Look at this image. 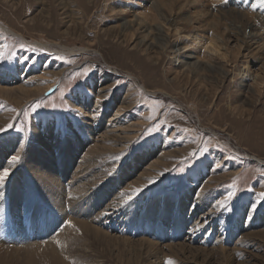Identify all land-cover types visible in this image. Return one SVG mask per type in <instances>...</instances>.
Segmentation results:
<instances>
[{"label": "rangeland", "instance_id": "374dc122", "mask_svg": "<svg viewBox=\"0 0 264 264\" xmlns=\"http://www.w3.org/2000/svg\"><path fill=\"white\" fill-rule=\"evenodd\" d=\"M175 1L0 0V264H264V7Z\"/></svg>", "mask_w": 264, "mask_h": 264}, {"label": "snow or ice", "instance_id": "6c2138e0", "mask_svg": "<svg viewBox=\"0 0 264 264\" xmlns=\"http://www.w3.org/2000/svg\"><path fill=\"white\" fill-rule=\"evenodd\" d=\"M215 7V5H214ZM253 7H256L255 4H253ZM261 7H264V0H261ZM4 56H3V52H0V59H3ZM58 59H63V57H57ZM41 105L39 103H36L32 106L33 108V111H35L36 109H38ZM13 111H15V109H13ZM14 124L12 123H8L6 126L4 127H0V134H3V133H7L9 132L10 130H12L14 128ZM157 131L156 128H149L148 129V132L151 133V132H155ZM184 131H188L187 129H184ZM20 144V146L22 147L23 146V142L22 141H19L18 142ZM203 151H207V149H203ZM117 159H119V157H117ZM21 160V155L19 154V152H17V154L15 155H11L10 157V160L8 161L10 164L12 165H15L17 164L19 161ZM0 186H3L6 182V180L10 177L13 169L10 168V167H3V166H0ZM175 169H165L164 172H168V171H174ZM109 175H111V173H109ZM161 175H163V173H161ZM155 182V179H149L148 181V185H141L140 187H136V188H133L131 190V194L127 195V198L126 200H124L122 202L123 205H128L130 202H132L135 198H137L142 192L143 190L148 187L149 185H152L153 183ZM231 187V186H230ZM197 196H200L201 194L200 193H197L196 194ZM235 193L232 192V191H229L228 194L226 196L223 197V199L221 200H217L216 201V205L218 206V208L220 210H224L226 208H228L229 206V202L233 199ZM260 197H261V200L264 201V193H260L259 194ZM69 225L71 224L70 221L67 222ZM166 264H172V261L171 260H168L166 262Z\"/></svg>", "mask_w": 264, "mask_h": 264}, {"label": "bare ground", "instance_id": "6f19581e", "mask_svg": "<svg viewBox=\"0 0 264 264\" xmlns=\"http://www.w3.org/2000/svg\"><path fill=\"white\" fill-rule=\"evenodd\" d=\"M160 1V2H159ZM164 1H162V0H157V2H155L156 4H155V6H154V11H156L155 13H156V16H157V18L158 19H164L165 18V20H167V21H169V22H171V23H173V22H175V19H176V14H177V12H178V9H180V6L181 5H179V4H177L176 3V1L175 0H170V1H167L166 3H163ZM195 2V1H194ZM159 3H161V5L159 4ZM186 4H184V6H185ZM183 6V5H182ZM213 17H212V19L215 17V15H214V13H213V15H212ZM218 16V15H217ZM218 18V17H217ZM221 19V18H220ZM136 20H138L137 18H136ZM219 20V19H218ZM139 21H141V20H139ZM129 22H131V21H129ZM218 22V21H217ZM137 23V22H136ZM139 23H142V22H139ZM138 23V25H140ZM219 23V22H218ZM217 23V24H218ZM126 24V23H125ZM137 25V24H136ZM211 27H213V25H215V23L213 24L212 22H211ZM216 26V25H215ZM214 26V27H215ZM145 29V30H144ZM143 29V31H147L146 30V28H144ZM233 29V28H232ZM235 30H237L236 28H235ZM149 33V32H148ZM146 34V33H145ZM145 36V35H144ZM143 36V37H144ZM256 37V36H255ZM217 38H219L218 37V35H217ZM254 38V37H253ZM252 38V39H253ZM257 38V37H256ZM255 38V39H256ZM251 39V38H250ZM144 40V39H143ZM218 40V39H217ZM141 41H142V39H141ZM253 41H254V39H253ZM255 42H256V40H255ZM206 47V49H209V50H211V51H213V52H218V43H217V41L215 40V39H211L209 42H208V44L205 46ZM176 62L178 61V59H176L175 60ZM245 66V68L247 67V64L246 65H244ZM199 67V66H198ZM198 67H196V68H198ZM245 68H244V70H245ZM196 70H198V69H196ZM264 71V68H263V70L261 71V72H263ZM261 72H259V73H257V74H255L254 75V78H259L260 80H263V78H264V72L263 73H261ZM192 108H194V104H193V106H192ZM196 108H197V106H196ZM22 163V162H21ZM20 165V164H19ZM25 165H27V164H25ZM83 165V164H82ZM25 167H27V166H25ZM28 168V167H27ZM36 168V167H35ZM80 168V167H79ZM82 171H83V169H82ZM79 172V171H78ZM84 172V171H83ZM83 172H81L82 174H83ZM90 172V171H89ZM95 172V171H94ZM76 174V173H75ZM85 174V173H84ZM93 174V173H92ZM80 175V174H79ZM86 175H87V173H86ZM83 176V175H82ZM80 177V176H79ZM88 178V177H87ZM92 178V177H91ZM93 179V178H92ZM87 182V181H86ZM91 186V185H90ZM82 187H84V186H82ZM85 188V187H84ZM82 191H83V189H82ZM75 198H77V197H75ZM77 200V199H76ZM80 200V199H79ZM76 202V201H75ZM78 202V201H77ZM110 205V204H109ZM156 258V257H155ZM65 264H68V263H65Z\"/></svg>", "mask_w": 264, "mask_h": 264}]
</instances>
